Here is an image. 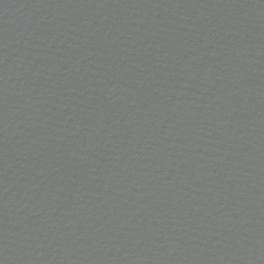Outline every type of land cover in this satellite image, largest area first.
I'll return each mask as SVG.
<instances>
[{
  "label": "water",
  "instance_id": "95a60500",
  "mask_svg": "<svg viewBox=\"0 0 264 264\" xmlns=\"http://www.w3.org/2000/svg\"><path fill=\"white\" fill-rule=\"evenodd\" d=\"M0 264H264V0H0Z\"/></svg>",
  "mask_w": 264,
  "mask_h": 264
}]
</instances>
